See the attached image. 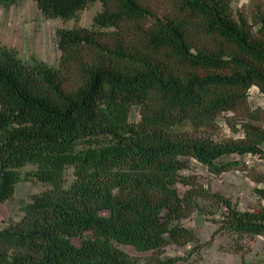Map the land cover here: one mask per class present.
<instances>
[{
	"label": "trees",
	"instance_id": "16d2710c",
	"mask_svg": "<svg viewBox=\"0 0 264 264\" xmlns=\"http://www.w3.org/2000/svg\"><path fill=\"white\" fill-rule=\"evenodd\" d=\"M20 1L0 0V10ZM34 1L64 21L101 9L90 26L56 31L57 65L0 39V204L27 166L47 186L0 227V264H139L117 245L199 248L183 220L210 206L221 210L215 234L235 238L236 251L264 238V206L240 210L184 173L190 158L215 175L245 172L264 201V173L224 161L264 158V109L249 101L254 86L264 95V14L235 13L231 0ZM227 113L237 141L221 137ZM185 122L192 131L176 130Z\"/></svg>",
	"mask_w": 264,
	"mask_h": 264
},
{
	"label": "rangeland",
	"instance_id": "374dc122",
	"mask_svg": "<svg viewBox=\"0 0 264 264\" xmlns=\"http://www.w3.org/2000/svg\"><path fill=\"white\" fill-rule=\"evenodd\" d=\"M231 3L235 13L241 12L251 17L260 10L264 14V0H231ZM100 9L101 3L97 2L80 12L76 19L64 21L45 17L34 0H22L9 9L0 10V39L4 44L15 47L23 57L36 56L50 65H57L60 50L56 43V31L74 26H90ZM257 29V26H252L253 33H256ZM249 101L253 109H264V95L257 92L255 87L249 92ZM232 116L231 113H227L218 118L221 137L230 142L243 137L242 130L234 133L227 125V119ZM131 119L133 121L140 119L137 107L132 108ZM256 124L264 128V122ZM176 130L192 131V126L185 122L177 126ZM224 161L243 162L264 173V158L259 155L235 154L224 157ZM188 162L189 168L184 170L185 174L197 177L208 191L218 192L230 198L238 209L244 211L264 206V201L255 192L256 188L263 186L252 181L245 172L232 170L215 175L193 158ZM33 170V166L23 168V179L17 185L14 198L0 204V227L18 221L23 215L24 207L32 198L46 190V185L29 177ZM67 177L68 180L71 179V170H68ZM178 188L182 195L189 189L183 184H179ZM209 209L213 214L205 215L201 211H196L191 217L183 220V225L199 238L201 244L199 248L193 245L181 247L172 244L157 252H140L131 245H116L139 264H264V238L262 236L245 238L240 242L241 250L236 251L235 238L223 232L215 234L220 227L215 221L221 219V210L212 206ZM73 242L80 245L81 240L74 238Z\"/></svg>",
	"mask_w": 264,
	"mask_h": 264
},
{
	"label": "crops",
	"instance_id": "0c3cea01",
	"mask_svg": "<svg viewBox=\"0 0 264 264\" xmlns=\"http://www.w3.org/2000/svg\"><path fill=\"white\" fill-rule=\"evenodd\" d=\"M255 87V86H254ZM253 88V87H252ZM256 89H257V92H259V90H258V88L257 87H255Z\"/></svg>",
	"mask_w": 264,
	"mask_h": 264
}]
</instances>
